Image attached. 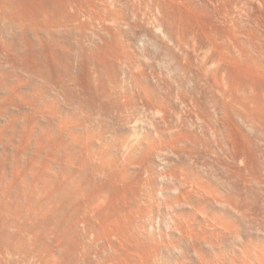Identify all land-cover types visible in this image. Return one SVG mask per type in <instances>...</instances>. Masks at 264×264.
Masks as SVG:
<instances>
[{"label": "bare ground", "instance_id": "obj_1", "mask_svg": "<svg viewBox=\"0 0 264 264\" xmlns=\"http://www.w3.org/2000/svg\"><path fill=\"white\" fill-rule=\"evenodd\" d=\"M8 1H0L1 18L16 7ZM56 4L57 23L43 24L48 32L96 22L103 35L98 48L106 54L99 56L87 86L78 75L70 80L86 94L81 97L89 106L80 109L85 117L74 109L65 112L59 99L46 97L47 89L43 95L37 84L29 89L26 72L11 77L1 72L0 137H12L14 149L1 156L0 192L36 200L37 212L55 199L51 212L65 215L70 244L82 237L97 246L98 264H264V0ZM17 11L8 14L9 23L22 35L33 28L19 22L23 17ZM0 43L5 50L7 43ZM7 104L15 113H3ZM87 108L97 109L102 127L107 114L114 121L140 123L141 136L135 142L121 139L118 147L103 137L106 127L87 124L92 116ZM47 112L53 122L44 128L38 116Z\"/></svg>", "mask_w": 264, "mask_h": 264}, {"label": "rangeland", "instance_id": "obj_2", "mask_svg": "<svg viewBox=\"0 0 264 264\" xmlns=\"http://www.w3.org/2000/svg\"><path fill=\"white\" fill-rule=\"evenodd\" d=\"M1 1V0H0ZM6 0H3V2H5ZM8 1V0H7ZM15 2L16 4L12 3ZM12 1H8L9 2V5L12 6L13 4L16 5V8L14 10V8H12V10H14L15 12L17 11V8L18 10H21L20 11V14L21 17L25 18H21L19 22H22V23H25V24H28L29 23V28H30V25L32 24V30L31 28L24 32L21 36L22 38V41L20 37H18L19 35L16 34L17 30H18V27L13 23H9L11 22V18L9 17V13L11 14L10 16H12V13L11 12H14L12 11L10 8V6L7 4L8 8V12H9V9L11 12H9L8 14H4L5 17H0V40H4L6 43V49L5 50H0L1 53H0V58H4V59H0V74L1 72L3 71L7 76L11 77L12 75L15 76V74L17 75V72L18 73H21L22 71L26 72L28 76L24 75L25 73H21V75L23 74L25 78V81L27 83V87L32 88V86H37V88H39L38 86H40V89H39V94L43 95L42 92L43 90H46L47 92L44 93L45 95L47 94V98L50 96V98L48 99H59V101L61 102V105L63 106V109H65L64 111H72V113H76L77 111V114H79V116L82 115V110L83 108H86L87 106H89V103H87V100H85V98L81 97L83 94V92L81 93V91L83 90L82 88L80 90L78 89H75L74 88V85L72 84L71 85V82L73 81V78H75V76L77 77H80V78H77V79H80L78 81H80V83L83 85V87L87 86L85 85L89 79L93 78L94 76V73L96 71V67L97 65H99V56H102V58H104V52L106 51H103L101 52L98 48V45L99 43L102 44V42L100 41V37L103 38V35L101 36L102 32L100 31V28L98 23L94 22V23H86L85 26L82 27V24H72L70 26V31L69 30H66L68 33H66L65 31V28L61 30L59 29H53V32L52 30L50 29V32H48L49 30L47 29L45 23L49 24V22L51 23H57V19L54 21L55 18H57V13L54 12V10L57 9V4L60 0H12ZM45 1V2H44ZM49 1V2H48ZM55 1V2H54ZM58 1V2H57ZM7 2V3H8ZM19 2V3H18ZM12 3V5L10 4ZM19 4V6L17 7V5ZM50 6H47L49 5ZM40 4V5H39ZM55 4V5H54ZM28 5V6H27ZM121 6H119L120 9L124 10L125 7L123 8V4H120ZM123 5V6H122ZM22 6V7H21ZM54 6V7H53ZM56 6V7H55ZM21 7V8H20ZM24 7L26 9H24ZM37 7V8H36ZM127 7V6H126ZM31 8V9H30ZM56 8V9H54ZM24 9V11H23ZM42 9V10H40ZM52 9V10H51ZM30 10V11H29ZM41 11V12H40ZM50 11V13L48 12ZM53 13V17H51L50 15H52ZM125 12L123 13L124 15L126 16H130V12H129V9H126L124 10ZM19 12V11H17ZM24 12H25V16H24ZM31 12V13H30ZM33 12V13H32ZM44 12V13H43ZM48 12V14H46ZM123 12V11H122ZM129 12V13H128ZM29 14V15H28ZM33 14V15H32ZM128 14V15H127ZM3 15V16H4ZM8 15V16H7ZM2 16V15H1ZM36 16V17H35ZM39 16V17H38ZM42 16V17H41ZM50 18H49V17ZM6 17H9L10 19H7ZM30 17V18H29ZM46 19H45V18ZM55 17V18H54ZM3 19H6V20H3ZM27 19V20H26ZM40 21H39V20ZM25 20V22H24ZM33 20V21H32ZM38 20V21H37ZM27 21V22H26ZM43 21V22H42ZM38 24H37V23ZM9 23V24H7ZM4 24L6 25V27L4 26ZM44 24V25H43ZM9 25V26H8ZM13 27H12V26ZM21 25V24H20ZM37 27H36V26ZM81 25V26H80ZM11 26V27H10ZM15 26V27H14ZM39 26V28H38ZM77 26V27H76ZM14 28H17V29H14ZM36 29V32L33 31ZM45 28V29H44ZM80 28V29H79ZM84 28V29H83ZM6 29V30H5ZM12 29V30H11ZM10 32H8V31ZM38 30V31H37ZM42 30V31H41ZM45 30V31H43ZM56 30H59V31H56ZM65 32H64V31ZM72 30V31H71ZM78 30V31H77ZM4 31V32H3ZM15 31V32H14ZM81 31V32H80ZM15 34H14V33ZM34 32V33H32ZM50 34L48 35L47 34ZM59 32V33H58ZM62 32V33H60ZM85 32V33H84ZM11 33H12V36H11ZM27 36H26V34ZM46 33V35H45ZM54 33V34H52ZM6 34V35H5ZM8 34V35H7ZM37 34V35H36ZM43 36H42V35ZM59 34V35H58ZM17 35V36H16ZM74 35V36H73ZM77 35V36H76ZM83 35V36H82ZM86 37H85V36ZM5 36V37H4ZM16 36V37H15ZM34 36V38H33ZM36 36V37H35ZM39 36V37H38ZM47 37L46 39L44 38H41V37ZM7 37V38H6ZM14 39H13V38ZM28 37V38H26ZM38 37V39H37ZM63 37V38H62ZM67 37V38H66ZM76 37V38H75ZM78 37V38H77ZM2 38V39H1ZM17 38V39H16ZM26 38V39H25ZM32 38V39H31ZM40 38V39H39ZM50 38H52L50 40ZM56 38V39H55ZM66 38V39H65ZM13 39V40H12ZM48 39V40H47ZM15 40V41H14ZM26 40V41H25ZM47 40V41H46ZM56 40V42H55ZM67 41L65 43V41ZM14 41V42H13ZM29 41V43L27 44V42ZM31 41V42H30ZM60 41V42H58ZM22 42V43H21ZM41 42V43H40ZM46 42V43H45ZM50 42V43H49ZM58 42V43H57ZM73 42V43H72ZM75 42V43H74ZM3 43V42H2ZM14 43V44H13ZM18 43V44H17ZM31 43V44H30ZM53 43V44H52ZM55 43V44H54ZM60 43V44H59ZM1 44V43H0ZM21 44H22V47H21ZM40 44V45H39ZM44 44V45H43ZM59 44V45H58ZM81 44V45H80ZM86 44V45H85ZM19 45V46H18ZM25 47H24V46ZM43 45V46H42ZM52 45V46H51ZM84 45V46H83ZM16 46V47H15ZM30 46V47H29ZM55 46V47H54ZM70 46V47H69ZM77 46V47H76ZM15 50H13L12 49ZM15 47V48H14ZM19 47V48H18ZM42 47V48H41ZM51 47V48H50ZM52 47H54V49H52ZM71 49H69V48ZM79 47V48H78ZM83 47V48H82ZM8 48V49H7ZM60 48V49H59ZM73 48V50H72ZM76 48V50H75ZM25 49V50H24ZM27 49V50H26ZM50 49V50H49ZM52 49V50H51ZM82 49V50H81ZM86 49V50H85ZM8 52H7V51ZM12 50V51H11ZM31 53H30V51ZM41 52H40V51ZM57 50V51H56ZM69 52H67V51ZM85 50V51H84ZM53 51V52H52ZM54 51L56 53H54ZM63 51V52H62ZM70 51L72 53H74L73 55H71L72 53H70ZM76 51V52H75ZM80 53H79V52ZM12 52V53H11ZM37 52V53H36ZM45 52V53H44ZM88 52V53H87ZM138 52V53H137ZM23 53V54H22ZM42 53V54H41ZM54 53V55H53ZM62 53V54H61ZM70 53V54H69ZM77 53V54H76ZM142 52H140V50L136 51V54L138 56H140L139 58L142 57ZM6 54V55H5ZM12 54V55H11ZM15 54V55H14ZM18 54V55H17ZM25 54V55H24ZM41 56H40V55ZM45 54L47 56H45ZM52 54V55H51ZM87 57H89V59H86V55ZM141 54V55H139ZM4 55V56H3ZM22 55V56H21ZM27 55V56H26ZM43 55V56H42ZM81 55V56H80ZM136 55V56H137ZM2 56V57H1ZM24 56V57H23ZM29 56V57H28ZM34 56V57H33ZM51 56V57H50ZM67 56V57H66ZM71 56V57H70ZM77 56V57H76ZM84 56V57H83ZM106 56V55H105ZM19 57V58H18ZM33 57V58H31ZM46 57V58H45ZM58 57V58H57ZM72 57H75L72 58ZM83 59H82V58ZM36 58V59H35ZM50 58V59H49ZM68 60H67V59ZM19 59V60H18ZM39 59V60H37ZM44 59V60H43ZM58 59V60H56ZM4 60V61H3ZM21 60V61H20ZM34 60V61H33ZM60 60V61H59ZM72 60V61H71ZM81 60V61H80ZM89 60V61H88ZM14 61V62H13ZM69 61V62H68ZM79 61V62H78ZM86 61L87 63L85 64ZM8 62V63H7ZM25 62V63H24ZM62 62H66L65 64L62 63ZM83 64H82V63ZM16 63V64H15ZM21 63V64H20ZM35 63V64H34ZM38 63V64H37ZM51 63L53 65H51ZM60 63V64H59ZM62 63V64H61ZM69 63V65H68ZM81 65H80V64ZM20 64V65H19ZM49 64V65H48ZM57 64V65H56ZM72 64V66H71ZM13 65V66H12ZM22 65V66H21ZM44 65V66H43ZM78 65L79 68H78ZM30 66V67H29ZM42 66V67H41ZM66 66V67H65ZM70 66V67H69ZM76 66V67H75ZM100 66V65H99ZM6 67V68H5ZM9 67V68H8ZM15 67V68H13ZM35 67V68H34ZM61 67V68H59ZM89 69H88V68ZM20 68V69H19ZM22 68V69H21ZM49 68V69H48ZM55 68V69H54ZM79 70H78V69ZM104 68V67H103ZM10 71H9V70ZM30 69V70H29ZM33 69V70H32ZM44 71H43V70ZM47 69V70H46ZM51 69V70H50ZM53 69V70H52ZM68 69V70H67ZM82 69V70H80ZM20 70V71H18ZM66 70V71H65ZM78 70V71H76ZM158 70V69H157ZM8 71V72H7ZM16 71V72H14ZM32 71V73H31ZM43 71V72H42ZM62 71V73H61ZM76 71V72H74ZM82 71V72H80ZM2 72V73H3ZM11 74V75H8L7 73ZM12 72V73H11ZM64 72V73H63ZM88 72V73H86ZM159 72V71H158ZM160 72H162L160 70ZM31 73V74H30ZM54 73V74H53ZM80 73V74H79ZM85 75H84V74ZM164 73H166L164 71ZM163 74V77H166L165 79H169L170 80V75L167 74ZM71 74V75H70ZM82 74V75H81ZM161 74V73H160ZM176 74L178 75V73L176 72ZM60 75V76H59ZM62 75V76H61ZM70 75V76H69ZM72 75H75V76H72ZM81 75V76H79ZM86 79H85V77ZM87 75V76H86ZM89 75V76H88ZM52 76V77H51ZM32 77L34 79H32ZM58 77V78H57ZM67 77V78H66ZM70 77V78H69ZM84 77V78H83ZM91 77V78H90ZM28 78V79H27ZM30 79V80H29ZM36 79V80H35ZM61 79V80H60ZM29 80V81H28ZM35 80V81H33ZM45 80V82H44ZM68 80V81H66ZM72 80V81H70ZM87 80V81H86ZM33 81V82H32ZM49 81V82H48ZM64 81V82H63ZM66 81V82H65ZM58 82V83H57ZM30 84L32 85L30 87ZM60 84V85H59ZM63 84V85H62ZM66 84V85H64ZM80 84V86H82ZM29 85V86H28ZM35 86V87H36ZM48 86V87H47ZM61 86V87H60ZM67 86V87H66ZM46 87V88H45ZM52 87V88H51ZM58 87V88H57ZM60 87V88H59ZM63 87V88H62ZM66 87V88H65ZM73 87V88H72ZM79 87V86H78ZM72 88V89H71ZM28 89V88H26ZM28 89V90H29ZM61 89V90H60ZM74 89V90H73ZM49 90V91H48ZM72 90V91H70ZM76 90V91H75ZM61 91V92H60ZM75 91V92H74ZM80 91V92H79ZM55 92V93H54ZM73 92V93H72ZM72 95H71V94ZM75 93V95H74ZM81 95H80V94ZM3 94V93H2ZM77 95V96H76ZM80 95V96H79ZM86 95V94H85ZM84 95V96H85ZM60 96H61V99H60ZM68 96V97H66ZM54 97V98H53ZM66 97V99H65ZM73 97H76V99H74ZM81 98V99H80ZM84 101H83V100ZM75 100V101H74ZM69 101V102H68ZM86 101V102H85ZM41 102V101H40ZM66 102V103H65ZM76 102H79L78 104ZM84 103H87V104H84V106H82ZM72 104V105H71ZM8 105V104H7ZM6 105V106H7ZM74 105V107H73ZM78 105V107H77ZM9 106V107H8ZM7 107V110L3 109V113L7 116L8 114L11 115L14 111L15 113V110L12 108V106L9 104ZM11 106V108H10ZM76 106V107H75ZM82 106V107H81ZM65 107V108H64ZM69 107V108H68ZM72 108V109H70ZM13 109V111H12ZM80 109L82 110L81 111V114H80ZM89 108H87L88 110ZM10 110V111H9ZM86 110V109H85ZM86 110V113L88 112ZM93 109H89L90 111V114L92 115L91 116V119L89 121V119L87 118L86 121L87 124H90V125H94L96 126V129L98 128L100 130V128L104 125L102 124V119L101 117H99V113L97 111V109H95L94 111H92ZM7 111V113H6ZM94 112V113H93ZM2 113V114H3ZM11 113V114H10ZM98 113V114H97ZM49 112L45 114H39L38 118H39V126H41V124H44L42 126H44V128H46L47 126L50 127L52 126V116L50 115L49 116ZM89 114V112L87 113ZM86 114V116H87ZM3 116V115H2ZM44 116V117H43ZM97 118H96V117ZM5 117V116H3ZM10 118V116H8ZM7 117V118H8ZM81 117H85L84 115H82ZM80 117V118H81ZM94 117V118H92ZM6 118V117H5ZM4 118V119H5ZM109 118V119H107ZM43 119V120H42ZM45 119V121H44ZM83 119V118H82ZM93 119V120H92ZM2 120V119H1ZM8 120V119H7ZM98 120V121H97ZM106 120L105 122H108L106 124V129L105 131H109V133H105L104 131V135L103 137H105L106 139L111 137L110 139V142L112 143V141L116 144H119L120 146L118 147H122V145L126 142H134L138 139L139 136H141V134H137V133H140L142 130V125L138 122H127L126 120L123 121L122 120H117V121H114L112 119H110V116H108L107 114V117L105 116V119ZM103 120V122H104ZM6 121V120H5ZM42 121V122H41ZM52 121V122H51ZM85 121V122H86ZM92 121V123H90ZM8 122V121H7ZM41 122V123H40ZM44 122V123H43ZM98 122V123H97ZM1 123H3L1 121ZM49 124V125H48ZM97 124V125H96ZM100 124V125H98ZM109 124V125H108ZM126 124V125H125ZM128 124V125H127ZM132 124V125H131ZM54 125V124H53ZM125 125V126H124ZM136 125V126H135ZM95 126H93L95 128ZM97 126H100V127H97ZM136 128H135V127ZM104 127L101 128V130L103 129L104 130ZM122 127V128H121ZM133 127V128H132ZM139 127V129H138ZM109 128V129H107ZM128 128V129H127ZM132 129V130H131ZM138 129V130H137ZM112 130V131H111ZM126 130V131H125ZM130 132H129V131ZM136 130V131H135ZM124 131V132H123ZM138 131V132H137ZM112 132V135L111 133ZM115 132V133H114ZM117 132V133H116ZM11 134V132H7V134ZM8 134V135H9ZM115 134V135H114ZM122 134V135H121ZM124 134V136H123ZM131 134V135H130ZM130 135V136H128ZM138 135V137H137ZM128 136V137H127ZM102 137V136H101ZM120 137V138H119ZM1 138L3 137H0V140ZM8 137H4V139H2L0 141V164L3 162L2 159L5 153V151H9V153H12L13 152V149L14 148H11L13 147L12 146V137L9 139H7ZM117 138V140H116ZM134 138V139H133ZM7 139V140H5ZM11 139V140H10ZM121 139L123 140V142L121 141ZM125 139V140H124ZM10 140V142L8 141ZM128 140V141H127ZM131 140V141H130ZM10 145H8V142ZM119 142V143H118ZM110 143V144H111ZM113 143V144H114ZM122 143V144H121ZM114 144V145H115ZM7 146V147H6ZM9 146V147H8ZM1 147H2V150H1ZM115 148H117V146L115 145L114 146ZM11 148V149H10ZM5 149V151H4ZM4 151V152H3ZM3 152V153H2ZM8 169H11L13 167V165H11V162L9 163L8 162ZM11 165V166H10ZM1 172V171H0ZM2 173H0V176H1ZM3 192V193H2ZM2 194L6 193V191L4 192L3 190L0 192ZM7 195V193H6ZM12 195H15V196H8L7 197L5 196L4 194V197L3 195H0V211H2V215L1 217L5 218L2 219L4 221H1L0 219V264H98L97 259H98V248L97 246H91L89 245V242H83L84 240L81 241L82 237H79L77 240V242H80V243H72L70 244L69 242V239L68 237L70 236V234H67L68 232L66 231L67 230V227H68V224L66 223V217L65 215H60V213H57L56 212H51V208L53 207V205L55 206L56 202H54L55 199H49L47 200V205L46 203L44 202L45 206H47L48 208H45L44 206V211L45 212H37V206H38V202L34 199L30 200L31 198H27V200L25 201V197L21 199L22 202H24L22 204V202L20 200H17L18 197H16V194L15 192L12 194ZM9 197V198H8ZM5 200H4V199ZM12 198V199H11ZM10 199V200H9ZM15 199V200H14ZM3 200V201H2ZM51 201V203H50ZM3 202V203H2ZM19 202V203H18ZM27 202V203H26ZM54 202V203H53ZM22 205H21V204ZM30 203V204H29ZM4 205V206H3ZM7 205V206H5ZM9 205V206H8ZM14 205V206H13ZM37 205V206H36ZM49 205V206H48ZM2 206V207H1ZM17 206V207H16ZM23 206V207H22ZM33 206V207H32ZM35 206V207H34ZM52 206V207H50ZM4 207V208H3ZM22 207V208H21ZM26 207V208H25ZM31 207V208H30ZM7 208V210H6ZM29 208V209H28ZM33 210H30L32 209ZM15 209V210H14ZM19 209V210H18ZM29 211H28V210ZM47 209V211H46ZM50 209V211H49ZM54 209V208H53ZM6 210V211H5ZM10 210V211H9ZM5 213H4V212ZM9 212V213H8ZM18 212V213H17ZM30 212V213H29ZM63 212V211H62ZM15 213V214H14ZM20 213V214H19ZM50 213V214H49ZM29 217H28V215ZM44 214H47V215H44ZM55 214V215H54ZM57 214V215H56ZM11 215V216H10ZM18 216V217H17ZM31 216H34V217H31ZM43 216V217H42ZM62 216V217H61ZM45 217V218H44ZM60 219H59V218ZM65 217V218H64ZM33 218V219H32ZM22 219V220H21ZM44 219V220H43ZM23 221V222H22ZM1 222H3L1 224ZM6 222V223H5ZM48 222V223H47ZM59 222V223H58ZM13 223V224H12ZM24 223V224H23ZM40 223V224H39ZM62 223V224H61ZM66 223V224H65ZM22 224V225H21ZM44 224V225H43ZM54 224V225H53ZM64 224V225H63ZM14 225V226H13ZM17 225V226H16ZM25 225V226H24ZM29 225V226H28ZM31 225V226H30ZM5 226V227H4ZM14 228H13V227ZM62 226V227H61ZM39 227V228H38ZM10 228V229H9ZM47 228V229H46ZM56 228V229H55ZM3 229V230H2ZM20 229V230H18ZM33 229V230H32ZM51 229V231H49ZM62 230V231H61ZM4 231V232H3ZM43 231V232H42ZM55 231V232H54ZM65 233H64V232ZM67 232V233H66ZM4 233V234H3ZM29 235H28V234ZM38 233V234H37ZM58 233V234H57ZM17 234V235H16ZM49 234V235H48ZM53 234V235H52ZM47 235V236H46ZM69 235V236H68ZM55 238H54V237ZM63 236V237H62ZM68 236V237H67ZM2 237V238H1ZM5 237V238H4ZM40 237V239H39ZM52 237V238H51ZM59 237V238H58ZM44 240H43V239ZM48 238V239H46ZM11 239V240H10ZM25 239V240H23ZM38 239V240H37ZM80 239V241H79ZM58 240V241H57ZM16 241V242H15ZM36 241V242H35ZM49 241V242H48ZM57 241V242H56ZM54 242V243H53ZM12 243V244H11ZM21 243V244H20ZM7 244V246H5ZM24 244V245H23ZM56 244L58 246H56ZM63 244V245H62ZM31 245V246H30ZM72 245V246H71ZM5 248H4V247ZM27 246V247H26ZM55 248H54V247ZM31 247V248H29ZM58 247V248H57ZM78 247V248H77ZM88 247V248H87ZM16 248V249H15ZM20 249V251H19ZM35 249V250H34ZM64 249V250H63ZM89 249V250H87ZM4 250V251H3ZM8 250V251H7ZM11 250V251H10ZM32 250V251H31ZM67 250V251H66ZM7 251V252H6ZM3 252V253H2ZM14 252V253H13ZM18 253V254H17ZM22 253V254H21ZM9 254V255H8ZM17 255V256H16ZM27 255V256H26ZM53 255V256H52ZM79 255V256H78ZM8 256V257H7ZM41 256V257H40ZM49 256V257H48ZM74 256V258H73ZM79 257V258H78ZM3 258V259H2ZM6 260H5V259ZM8 258V259H7ZM24 258V259H23ZM41 259V260H40ZM65 259V260H64ZM76 259V260H75ZM53 261V262H52ZM16 262V263H15ZM37 262V263H36Z\"/></svg>", "mask_w": 264, "mask_h": 264}]
</instances>
